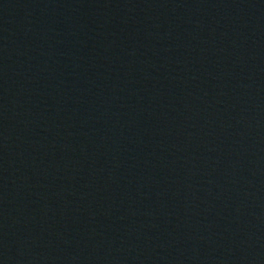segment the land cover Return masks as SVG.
Returning <instances> with one entry per match:
<instances>
[{"label": "water", "instance_id": "1", "mask_svg": "<svg viewBox=\"0 0 264 264\" xmlns=\"http://www.w3.org/2000/svg\"><path fill=\"white\" fill-rule=\"evenodd\" d=\"M0 264H264V0H0Z\"/></svg>", "mask_w": 264, "mask_h": 264}]
</instances>
